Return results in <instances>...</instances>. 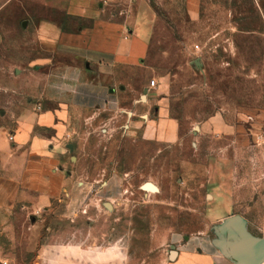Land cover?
Masks as SVG:
<instances>
[{"label": "rangeland", "instance_id": "rangeland-1", "mask_svg": "<svg viewBox=\"0 0 264 264\" xmlns=\"http://www.w3.org/2000/svg\"><path fill=\"white\" fill-rule=\"evenodd\" d=\"M9 1L0 0V6ZM146 1L156 15L149 69L119 71L129 92L121 101L125 112L111 113L41 97L47 71H36L34 63L58 62L62 55L44 52L22 21L76 27L81 22L66 16L68 0H11L5 27L0 23V84L4 73L8 91L0 102V125L32 107L43 115L37 135L74 146L71 169L89 196L72 225L87 234L86 242L121 247L123 264H172L177 237L224 240L236 217L249 234L261 235L264 0H197L195 21L187 0ZM128 7L120 0L114 11ZM152 80L169 99L178 126L177 135L166 140L150 138L142 128L150 103L139 90ZM217 115L238 130H203ZM147 184L157 190L146 189ZM46 218L47 227L65 229L67 222ZM39 219L18 207L9 223L0 221V264H34L31 229Z\"/></svg>", "mask_w": 264, "mask_h": 264}, {"label": "crops", "instance_id": "crops-1", "mask_svg": "<svg viewBox=\"0 0 264 264\" xmlns=\"http://www.w3.org/2000/svg\"><path fill=\"white\" fill-rule=\"evenodd\" d=\"M123 1L129 7L117 14L114 10L120 0H68L66 16L81 22L76 27L51 20L22 21V27L31 29L44 52L62 55L58 62L44 58L34 63L36 71H47L41 97L82 110L125 112L121 101L129 88L119 71L149 69L156 15L146 0ZM10 3L0 6L4 27V11ZM187 9L191 20L199 19L197 0H187ZM2 76L0 102L8 92L4 87L6 75ZM156 90L149 84L139 90L140 98L150 103L142 128L150 138L162 136L166 140L177 135L178 126L170 117L169 99ZM41 116L26 107L0 125V221L9 223L18 207L40 217L31 229V240L37 246L34 264H123L121 247L86 242L87 234L72 225L86 209L89 191L77 183L71 169L75 157L70 156V144L64 146L55 138L36 134ZM236 128L219 115L203 126V130L217 134H233ZM46 216L67 222L65 229L47 227ZM44 229L47 233L42 235ZM234 230L231 225L232 234L226 233L224 240L177 237L172 264H241L230 255V248L238 241ZM260 231L261 235L251 236L264 239V225ZM258 264H264V259Z\"/></svg>", "mask_w": 264, "mask_h": 264}, {"label": "water", "instance_id": "water-1", "mask_svg": "<svg viewBox=\"0 0 264 264\" xmlns=\"http://www.w3.org/2000/svg\"><path fill=\"white\" fill-rule=\"evenodd\" d=\"M128 114L132 115L131 113ZM68 148L70 151H74L73 145H69ZM145 188L151 191L157 190L153 184H147L145 185ZM107 207L110 208L111 205L108 204ZM231 225L235 229L234 233L236 234V237H238L237 243H235V245L230 248L231 257H233L237 262L241 264H258L261 260L264 259V239L252 237L251 234H249L244 228L241 220L238 217L230 221V231ZM187 238L188 237H186V239ZM176 255L177 252L173 251L171 253L173 259H175Z\"/></svg>", "mask_w": 264, "mask_h": 264}, {"label": "built area", "instance_id": "built-area-1", "mask_svg": "<svg viewBox=\"0 0 264 264\" xmlns=\"http://www.w3.org/2000/svg\"><path fill=\"white\" fill-rule=\"evenodd\" d=\"M103 1H108V0H103ZM150 86H151V87H155V86H156V81H155V80H152V81L150 82ZM10 139L13 140V137H11Z\"/></svg>", "mask_w": 264, "mask_h": 264}]
</instances>
